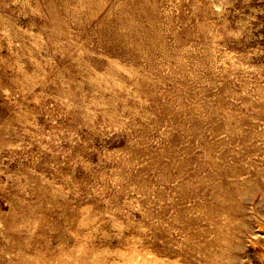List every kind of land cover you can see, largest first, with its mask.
<instances>
[{"label": "rangeland", "instance_id": "rangeland-1", "mask_svg": "<svg viewBox=\"0 0 264 264\" xmlns=\"http://www.w3.org/2000/svg\"><path fill=\"white\" fill-rule=\"evenodd\" d=\"M0 264H264V0H0Z\"/></svg>", "mask_w": 264, "mask_h": 264}]
</instances>
